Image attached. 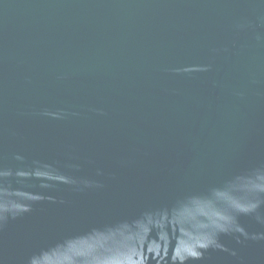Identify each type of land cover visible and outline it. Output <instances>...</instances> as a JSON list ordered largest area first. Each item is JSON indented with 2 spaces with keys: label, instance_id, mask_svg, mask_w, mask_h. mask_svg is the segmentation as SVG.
Wrapping results in <instances>:
<instances>
[{
  "label": "water",
  "instance_id": "95a60500",
  "mask_svg": "<svg viewBox=\"0 0 264 264\" xmlns=\"http://www.w3.org/2000/svg\"><path fill=\"white\" fill-rule=\"evenodd\" d=\"M0 264H264V0H0Z\"/></svg>",
  "mask_w": 264,
  "mask_h": 264
}]
</instances>
